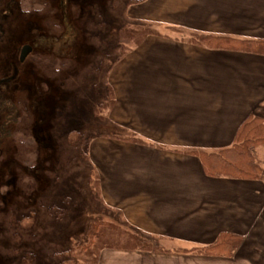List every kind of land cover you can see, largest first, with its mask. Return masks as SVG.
Returning a JSON list of instances; mask_svg holds the SVG:
<instances>
[{"label": "crops", "instance_id": "0c3cea01", "mask_svg": "<svg viewBox=\"0 0 264 264\" xmlns=\"http://www.w3.org/2000/svg\"><path fill=\"white\" fill-rule=\"evenodd\" d=\"M130 15L191 34L146 38L121 58L111 116L139 139L101 138L90 157L103 211L116 213L143 240L171 248H106L100 264H254L255 247L264 264V181L208 176L190 153L229 147L248 116L264 117V55L192 38L264 40V0H137ZM222 232L243 237L235 256L188 251Z\"/></svg>", "mask_w": 264, "mask_h": 264}, {"label": "rangeland", "instance_id": "374dc122", "mask_svg": "<svg viewBox=\"0 0 264 264\" xmlns=\"http://www.w3.org/2000/svg\"><path fill=\"white\" fill-rule=\"evenodd\" d=\"M135 1L0 0V264H100L108 247L88 257L91 225L104 219L133 230L103 211L90 157L101 138L139 139L111 116L121 58L144 41L123 45L119 31L191 34L133 17ZM258 154L264 163V145ZM250 257L262 264L260 248Z\"/></svg>", "mask_w": 264, "mask_h": 264}, {"label": "trees", "instance_id": "16d2710c", "mask_svg": "<svg viewBox=\"0 0 264 264\" xmlns=\"http://www.w3.org/2000/svg\"><path fill=\"white\" fill-rule=\"evenodd\" d=\"M162 33L154 28L138 26L120 29L119 37L123 45L129 40H139V45L148 36ZM192 38L212 48L232 49L264 55L263 39H241L236 37L216 36L194 33ZM132 140V139H129ZM135 141V140H134ZM264 145V117L248 116L239 126L234 143L217 151L193 150L191 154L200 158L208 176L241 180L264 181V163L258 154V148ZM129 228V227H128ZM113 221L96 220L90 228V239L85 246L88 257H92L96 247L121 248L142 251H167L160 241H142L135 232ZM243 243V237L231 232H222L211 244L193 247L188 251L206 256L233 257ZM94 248V250H93ZM94 251V252H93ZM91 259L88 260L90 262Z\"/></svg>", "mask_w": 264, "mask_h": 264}, {"label": "water", "instance_id": "95a60500", "mask_svg": "<svg viewBox=\"0 0 264 264\" xmlns=\"http://www.w3.org/2000/svg\"><path fill=\"white\" fill-rule=\"evenodd\" d=\"M32 47L30 45L24 46V48L21 51V61H24L26 57L31 53Z\"/></svg>", "mask_w": 264, "mask_h": 264}, {"label": "flooded vegetation", "instance_id": "af4514ba", "mask_svg": "<svg viewBox=\"0 0 264 264\" xmlns=\"http://www.w3.org/2000/svg\"><path fill=\"white\" fill-rule=\"evenodd\" d=\"M31 46V45H30ZM32 47V46H31ZM27 58V57H26ZM21 59V58H20ZM25 61V60H24ZM24 61H21V62H24Z\"/></svg>", "mask_w": 264, "mask_h": 264}]
</instances>
